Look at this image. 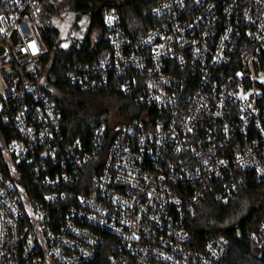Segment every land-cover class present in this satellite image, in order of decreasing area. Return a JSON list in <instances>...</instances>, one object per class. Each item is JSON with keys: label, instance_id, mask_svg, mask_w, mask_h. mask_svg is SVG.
I'll use <instances>...</instances> for the list:
<instances>
[{"label": "built area", "instance_id": "built-area-1", "mask_svg": "<svg viewBox=\"0 0 264 264\" xmlns=\"http://www.w3.org/2000/svg\"><path fill=\"white\" fill-rule=\"evenodd\" d=\"M61 1L0 0V264H223L227 239L193 248L186 223L227 205L237 173L264 181V0H163L137 39L107 9V51L67 77L140 111L72 143L34 34ZM249 236L264 250V218Z\"/></svg>", "mask_w": 264, "mask_h": 264}, {"label": "trees", "instance_id": "trees-1", "mask_svg": "<svg viewBox=\"0 0 264 264\" xmlns=\"http://www.w3.org/2000/svg\"><path fill=\"white\" fill-rule=\"evenodd\" d=\"M160 1L163 0H64L55 5L44 3L43 11L34 24V34L42 52L40 72L54 80H44L42 92L60 113L62 133L67 141L72 143L80 138L87 142L91 129L99 122L117 124L140 111L130 96L120 94L111 84L97 91L84 90L73 85L67 73L76 65L97 61L107 51L106 32L102 24V15L107 9L118 7L124 31L137 39L154 26L150 10ZM80 19H85L88 33L83 34L69 50L59 49L60 32L56 21L60 24ZM93 31L100 33L98 42L90 37ZM0 135L7 141L14 133L11 127L1 125ZM237 175L239 189L227 205L210 201L188 218L186 227L190 245L200 249L207 239L223 236L229 243V253L223 264H264V250L249 236L264 218V181H257L249 171H241Z\"/></svg>", "mask_w": 264, "mask_h": 264}, {"label": "flooded vegetation", "instance_id": "flooded-vegetation-1", "mask_svg": "<svg viewBox=\"0 0 264 264\" xmlns=\"http://www.w3.org/2000/svg\"><path fill=\"white\" fill-rule=\"evenodd\" d=\"M56 24L58 25V30L60 32L58 39L59 46L63 42H69L68 48L65 51L69 50L76 41L81 39V36H83V34L88 33V27L84 25L85 19L73 20L68 21L67 23L60 24L56 21ZM93 32L90 33V37L92 38V40L94 39V36H92Z\"/></svg>", "mask_w": 264, "mask_h": 264}, {"label": "water", "instance_id": "water-1", "mask_svg": "<svg viewBox=\"0 0 264 264\" xmlns=\"http://www.w3.org/2000/svg\"><path fill=\"white\" fill-rule=\"evenodd\" d=\"M69 42H63L60 44L59 48L62 50H66L68 48Z\"/></svg>", "mask_w": 264, "mask_h": 264}, {"label": "rangeland", "instance_id": "rangeland-1", "mask_svg": "<svg viewBox=\"0 0 264 264\" xmlns=\"http://www.w3.org/2000/svg\"><path fill=\"white\" fill-rule=\"evenodd\" d=\"M94 36H95V34H94ZM259 79H262V76H260Z\"/></svg>", "mask_w": 264, "mask_h": 264}]
</instances>
